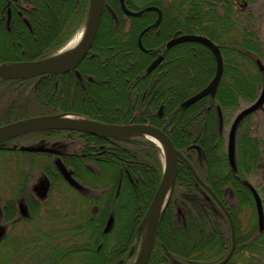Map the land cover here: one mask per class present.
I'll return each instance as SVG.
<instances>
[{
  "label": "trees",
  "instance_id": "1",
  "mask_svg": "<svg viewBox=\"0 0 264 264\" xmlns=\"http://www.w3.org/2000/svg\"><path fill=\"white\" fill-rule=\"evenodd\" d=\"M25 1L29 7L31 6L27 14L30 16H26L30 27L23 26V28L32 29L30 33L32 42L29 49L33 50L30 53L28 48L21 45L13 61L43 58L54 53L74 30L84 25L89 4V0H62L66 7L65 17L59 25L53 27L52 23L55 24L56 21L46 12L43 15L42 9L46 11L53 8L55 3L59 2L58 0ZM124 2L129 8L134 7V9L150 5L160 8L159 30L155 27L149 28L146 32L148 34H143L141 37V41L151 44L149 50L144 52L138 49L137 35L142 28L148 26L152 17L157 16V12L149 9L136 16H127L121 10L118 0H105L90 52L78 65L81 78L78 79L72 72H66L56 75L43 74L23 81L0 79V125L31 116L71 113L99 122L118 124L146 122L160 127L174 146L189 160L200 179L211 188L230 214L234 227L235 247L225 264H235L238 261L242 264H254L257 260L262 263L264 261V208L263 228L259 230L253 196L249 188H245L242 183L245 176L256 175L261 157L259 137L252 136L247 125L244 127L251 113L243 116L236 126L240 131L235 133L233 165L230 164L227 156L228 130L237 114L234 113L238 110L235 101L238 92L231 89L237 77L238 63L234 58L235 48L231 41L226 42V46H222L223 71L214 97L201 98L188 107H182L180 103L196 89L192 91L187 86L178 89L177 84L183 85L186 76L183 75L182 69V74L179 69L174 73L176 76H181L172 75L171 71L174 67L168 62L175 54L185 53L184 43L168 49V52L163 51L164 41L176 28L180 30L179 32L186 31L185 25L188 18L193 20V29L201 34L206 33L203 29L206 20L210 21L209 26L214 24L216 30L219 29L222 35L227 34L233 26L231 18L235 16L233 0H219V8L217 0H124ZM173 6L175 10H178L179 17L176 16V18L179 20L172 18ZM40 16L41 19L50 20L51 24L45 31L38 34L34 30L37 28L36 20ZM126 20L128 22H125ZM216 30L209 29L208 36L213 37L216 34L218 37L219 33ZM39 37L41 40L48 38L47 43L40 45L33 42ZM18 39L19 36L16 40ZM3 40L5 38L1 34L0 47L7 44L6 40L5 42ZM240 43L247 47L243 35H241ZM158 47L160 49L157 51L161 52L163 57L166 52L168 54L155 69L147 72L146 68ZM21 48H24V52L29 56H20ZM33 51L38 52L33 54ZM260 58L258 56L259 60ZM90 59L92 61L88 62ZM240 59L249 68L250 65L255 67L253 76H246V78L253 83L252 88L256 89V83L260 82V72L256 68L254 58L241 53ZM177 67L183 68L181 65ZM115 78L117 80L114 83ZM73 82L76 83L79 93L75 91ZM112 84H115L114 91L118 96L116 98L113 95L109 96L104 106L100 105L97 99L92 101L89 99L94 96L92 93L102 92L105 85ZM163 84H168L169 89H165ZM252 88L245 84L240 90V95L249 99ZM208 103L210 107L206 110L205 105ZM159 108H161V114ZM107 109L116 113L104 115L103 111ZM218 110L221 114V122ZM229 111H231L230 114L227 113ZM223 126H227V131ZM237 133H239L238 138H236ZM68 137L78 140L80 145L64 154L62 163L80 183L81 189L86 190L85 192L88 190L81 199L88 205L91 203L95 213L91 215V219L84 222L83 227L78 225L80 222L74 225L69 223L73 226L70 231L64 232L65 228L63 230L55 228L57 224H61L58 222H55L54 228L46 233L38 230V227L36 230L33 229L34 234L40 235L38 240H41L42 244L51 242L44 249L46 260L43 264L59 263L60 260L64 262L67 257H76L77 264H131L141 238L139 223L161 178V149L152 140L142 136L106 139L71 130L27 133L5 141L0 148V152L5 154L4 157L7 155L6 157L14 158L12 162L15 165V177L19 181L16 189L25 187L22 181L33 180L36 173L49 180L62 179L52 162L45 156L48 154L21 151L17 147L20 145L18 141L25 138L33 141L50 139L66 142ZM214 142H217L216 160L210 157V152L212 153L210 149H214L211 145ZM192 144L200 147L201 159H198L196 151L190 148ZM12 145L16 147L11 148ZM245 145L250 147L246 148ZM93 148L103 150L98 154L100 156H90ZM35 157L41 158V163L35 162ZM145 170L149 172V176L144 173ZM87 178L92 182L87 181ZM100 178L103 179L101 186L98 182H93ZM251 187L256 190L252 185ZM16 191L14 199L0 203V223L4 221L5 226L13 224L11 222L13 219H24L27 222L32 219L31 211L26 212V215L19 213L18 204L21 203L26 208L28 200L22 192L21 194L18 190ZM231 193L235 196L236 203L228 199ZM259 198L263 206L264 201L260 196ZM246 206L251 207V213L241 224L239 213ZM7 209L10 210L7 211ZM127 209H130L128 220L121 224L120 219ZM70 219L63 223L71 222ZM111 219L113 226L106 228L108 220ZM34 220L35 218L32 219ZM40 224L41 222H38V225ZM41 226L44 227L42 224ZM8 228L10 230L11 227ZM6 230L5 228V232ZM169 231L174 236L170 241L172 246L168 242ZM30 233L32 234L31 230ZM120 233L123 234L120 235ZM80 234H89V240H92L94 248H90L88 244L57 246L59 244L56 241L57 238L75 239ZM108 235L110 237H107ZM6 237L7 233L2 234L0 243ZM124 238L129 240L126 248L121 246ZM104 241L113 245L105 246ZM16 243L10 237L4 243L5 245H0V248L9 246L14 250ZM230 245L231 232L226 215L212 196L196 181L186 164L179 160L171 194L158 219L155 241L147 264H213L226 255Z\"/></svg>",
  "mask_w": 264,
  "mask_h": 264
},
{
  "label": "rangeland",
  "instance_id": "2",
  "mask_svg": "<svg viewBox=\"0 0 264 264\" xmlns=\"http://www.w3.org/2000/svg\"><path fill=\"white\" fill-rule=\"evenodd\" d=\"M40 1L43 2V0H40ZM58 1L59 2H56L55 5L53 4L54 5L53 8L46 9V11H44V8L42 9L43 15L46 12L47 14L51 15L53 17V19L56 21L55 24L52 23L53 27L54 26L56 27V25H59V22L65 17L66 7L62 3V0H58ZM217 1H218L217 7L219 8L220 2H219V0H217ZM248 2H249L247 4L248 7L244 10V9H242V7L239 8L235 4V2L233 1V3H234L233 9H235V16L233 15V17L231 18L233 26L231 27V29L229 30V32L227 34L224 33L222 35L221 32H219V35H218L219 37H217L216 34H215V37L218 38V40L220 41L222 46L223 45L226 46V44H227L226 42L231 41L234 48H236L237 44L235 46V43H236L235 37L237 38L238 35L241 33V35H243L244 41L247 44V47H246V45L242 46L240 44V48H238V49H240V51H242L243 53H245V52H247L248 54L253 53V55H256L258 52L257 50H259V53L257 55H259V57H261L259 61L264 66V0H249ZM124 4L126 5V3H124ZM150 6L158 7L155 5H150ZM126 7H127V5H126ZM145 7H147V6H145ZM129 9L136 11L139 8L134 9V7H133V8H129ZM151 9L154 10L153 8H151ZM172 9H173V14H172L173 17L172 18H176V16L179 15L178 10H175L174 6L172 7ZM146 10H148V9H146ZM248 12H249V14H248ZM166 15H167V13H166ZM28 16H30V15H28ZM33 17L35 18L36 16L34 15ZM176 19L179 20V18H176ZM155 20H156V17L155 18L152 17V19H150L151 22L148 24V26H145L144 28H142V30H144L142 35L148 34L146 32L148 31L149 28H152V27H155V28H157V30H159L161 18L159 20L160 22H158L159 24L157 23L154 26H150ZM125 22H128V21L126 20ZM174 22H175V20H174ZM50 24H51L50 20L47 21V19L46 20L41 19V16H40L36 20V26L35 27H37V28H35L36 30H34V31L38 32V34H41V31H45ZM209 24H210L209 20L208 21L206 20L203 24L204 32H206L207 35H208L207 31H209V29L213 30V31L216 30V27L214 26V24H212V26H209ZM145 28H147V29L145 30ZM81 30H82V26L79 29L74 30V32L70 36L67 37L65 42L61 45V47H59V49L64 47L68 42H70L73 38H75V36ZM157 30H156V32H157ZM174 31H180V30L176 28ZM31 37H32V35H29L27 38V39H29L27 42H30V44L32 42ZM158 37H156V39ZM47 39L48 38H45V39L43 38L41 40L39 37V38L35 39V41H33V42L39 43L40 45H44L47 43ZM15 43H17V48L15 49V51L17 52V49L20 48V46L23 43L19 39L15 40ZM141 43H142L143 48L145 49L142 51H147L150 49V47H151L150 43H147L144 41H142ZM136 45H137L138 49L141 50L137 43H136ZM154 48L155 47L153 46V49ZM247 48H248V50H247ZM254 48H257V50L254 51ZM157 49H160V47L156 48L153 55L156 54ZM32 50L33 49H29L28 52L31 53ZM89 50H88L87 54L84 56V58L88 56V54L90 52ZM234 50L236 51V49H234ZM36 52H38V51H35V52L33 51V54H35ZM167 52H166V55L168 54ZM254 52H256V53L254 54ZM194 53L195 52H193V54ZM101 55H102V53H101ZM165 56L163 57V59L165 58ZM201 59H204V57L200 58L199 60H201ZM91 61H92V59L88 60V62H91ZM163 61L164 60H162L161 62H163ZM210 61L211 62H210L209 67H208V72H207V74H205L203 76L200 74V71H201L202 67H205L204 63H203V66L199 69L200 63H197L198 62L197 59H190V57H188V53H183V54L180 53L177 55L175 54L173 56V59H170L168 61L169 65L171 64L174 67V68H172L171 73H173L172 75H174V73H176L178 71L177 69H179L180 71L182 69L184 72L183 75L186 76V77H184L185 83L183 85L178 83L176 87H178V89H182V87L187 86L189 88V90L194 91L195 88L200 85V83H202V86L206 85V83L208 82V80L212 76V65H213L212 58L210 59ZM168 62L165 64L167 65ZM241 62L244 64H242ZM241 62H239L238 65H236L237 72L239 70V78H238V76L235 77L236 84L234 82L233 86L231 88L232 90H235L238 92L237 98L235 99L236 104L238 106L237 112L240 109L245 108L247 105H249L250 103H252L256 100V96L258 95V93L260 91V87H261V77L264 76V71H260V82L256 83V89H255V87L252 88L253 83L248 78H246V76H248V77L253 76L255 67H251V65H250V68H251L250 69L245 64L244 61L241 60ZM95 65H96V62H95ZM177 65L178 66L181 65V67H183V68H178ZM148 66H149V64H148ZM242 66H243V69H242ZM152 70H150V71H152ZM180 74H182V71ZM174 76L178 77L181 75H178V76L174 75ZM116 80L117 79L115 78L114 83L116 82ZM245 84H247V86H251V88H252V90L249 94V99L240 95L241 89L239 88V86H241V85L244 86ZM163 86L165 89L168 88V84H166V85L163 84ZM114 87H115V84H112L111 86L105 85V88L103 90L105 92L102 91L99 93L98 92L94 93V94L92 93V95H94V96H91L89 99L91 101L93 99H97L98 103L100 105L104 106V103H105L106 99L109 98V96L113 95L114 98H116L118 96L117 93H115V91H114ZM189 96H187L186 98H188ZM185 99H183V100H185ZM108 103H110V102H108ZM112 112H114V114L116 113V111H112ZM112 112H110L109 109H107V110L103 111V114L104 115H109V114L111 115V114H113ZM237 112H235L234 114H236ZM227 113L230 114L231 111H229ZM74 116H77V115L75 114ZM246 125H247V127H249L252 136H257L260 139L261 157H260V161L258 164L259 166H257L258 170H257V172H255L256 175H254V177L245 176L242 183L244 184L245 188L246 187L249 188V185L247 183L252 185L256 189L258 196H260L262 198V200L264 201V102L252 113L249 121L244 125V127ZM223 128H224V130L227 131V126H225V127L223 126ZM239 131H240L239 128L236 127L235 132H239ZM238 135H239V133L236 134V138L239 137ZM68 140H69V138H68ZM39 141H33L30 139L22 138L18 142H19V144L22 145V144H37V143H39ZM46 142L47 143L50 142V139L46 140ZM216 143L217 142H214V144L212 143L211 146L214 149L213 150L210 149L212 151V153L210 152V157L213 160L214 159L216 160V155H215ZM71 144H70L71 149L77 148L80 145L78 140H75ZM247 146L250 147L249 145H245L244 147L247 148ZM257 151H258V149H257ZM99 152H100V150H94V148H93L90 156H97L99 154ZM4 155L5 154L0 152V203L6 202L10 199H14L16 197L15 196V194L17 192L16 190H18L19 193L22 192L24 195L27 194L29 191H31L35 195L37 192L38 197L36 198V200L37 199L44 200V202H46L47 200L49 202H51L53 200V202H55V203L58 202V203L56 204L55 208L46 207L44 209V214L40 213V215L38 217L36 216V217L32 218V219L35 218L34 221H32V219H29L28 222H27V220H24V219H18V220L13 219L11 221L13 224H10V222H9L10 226H5V222L1 221L0 231L3 234L7 233V237H6V239H4V241L2 243H0V245H5L4 243L7 242L10 237H11V239L16 241L17 243H16V247L14 248V250L11 249L12 247H9V246L0 248V264H6L8 262H9V264H43V261L46 260L45 259L46 256L44 255V253H46V250H44V249H45V247H48L51 242L47 241V242H44V244H42L41 240H38L40 235L34 234L35 232L33 229L36 230V227H38L39 228L38 230H42L46 233V232L51 231L54 228L53 225L55 224V222L61 223V224H57V226L55 228H57L59 230L60 229L63 230V228H65L64 232L70 231V228L73 227L71 224L74 225V224H77L78 222H80L78 225H80V227H83L84 222L87 219H91V217H92L91 215H93L92 204L90 203L88 205V204H86V202L84 200L81 199L82 195H84V194L86 195L88 190H87V192H85L86 190L83 191V189H81V192H79V193H73V192H69V191L67 192L66 190H62V192H60L62 199H60L56 195V192L54 190V189H56V191H57L56 187H57L58 183H56L53 185V189L49 190L48 196L46 198L45 195L47 194L48 190H46V193H44V191L42 192V190L44 188L47 189V183L45 181L44 176H42L41 174H37V173L35 175L36 177L33 180L29 179V180L24 181V182L22 181V183H24L26 185L25 187H23V188L20 187L21 189H19V188L16 189L18 184H19V181L15 177V172H14L15 171V168H14L15 165H13V162H12L14 160V158H11V156L6 157L7 155L4 157ZM13 156H15V155H13ZM98 156H100V155H98ZM34 160L37 163H41L42 159L35 157ZM144 173L147 174V176H149L148 171L145 170ZM87 179H88L87 181L92 182L91 179H89V178H87ZM102 181H103V179L100 178L99 180H94L93 182H98V184L101 186ZM240 185H242V184H240ZM242 188L245 191L243 186H242ZM110 190L112 191V189H110ZM38 194H42V196L41 195L39 196ZM245 196H247V194ZM28 197L31 199L32 196H30V194L28 193L27 199H28ZM25 198H26V196H25ZM228 199L231 202L236 201L233 193L230 194ZM48 208H52V209L58 211V213L57 214L55 213L53 215L54 212L46 211ZM263 208H264V205H263ZM18 209H19V211H23L25 213V207H23V205L21 203L18 204ZM8 210H10V209H7V211ZM129 211H130V209H127L126 212L122 215V217L120 219L121 224L125 223L128 220ZM249 213H251V207H247V206L244 208V210H242V212L239 213V220H240L241 224H243L246 221V217H247V215H249ZM0 214H1V205H0ZM68 219H70V221L71 220L72 221L68 222V223H63L65 220H68ZM38 222H41V224L44 225V227H42L41 224L38 225ZM69 223H71V224H69ZM107 223L108 224H106V228H108V227L111 228L113 226V220L112 219L108 220ZM8 227H11L10 230H8L9 229ZM5 228L8 231L6 230V232H5ZM30 230H31L32 234L30 233ZM122 234L123 233H120V235H122ZM168 234H169L168 236L170 238V240L168 242H169V244H171L170 241L174 236H173V233L171 231H169ZM33 237H34V239H33ZM65 237H67V236H65ZM107 237H110V236L108 235ZM63 240H65V241H63ZM56 241L59 242V244H57V246H60V247H67V246H71V245H75V244L76 245L88 244L90 248L91 247L94 248V246H95L93 244L92 240L91 241L89 240V234L88 235H86V234L77 235V237H75V239L68 238V237L65 239L64 237H59L56 239ZM104 242L106 244L105 246L113 245L112 243L108 244L107 243L108 241H104ZM128 242H129L128 238H124V242L121 244V246L126 248ZM171 246H172V244H171ZM263 256H264V254H263ZM12 258H13V261H11ZM80 259L82 260L83 257L81 256ZM60 261H59V263L55 262V263H51V264H77L78 263L76 257H67L64 262L61 261L62 263ZM235 264H242V262L238 261ZM254 264H264V261H262V263H260L257 260V262L254 261Z\"/></svg>",
  "mask_w": 264,
  "mask_h": 264
},
{
  "label": "water",
  "instance_id": "3",
  "mask_svg": "<svg viewBox=\"0 0 264 264\" xmlns=\"http://www.w3.org/2000/svg\"><path fill=\"white\" fill-rule=\"evenodd\" d=\"M105 0H89L88 11L85 23L82 28V37L75 47V49L70 54H62L59 49L55 53L36 60L29 61H19V62H4L0 63V79H14V80H26L31 77H35L43 74H60L72 69H75L78 63L84 58L87 54L90 46L95 37L97 27L102 15V11L104 8ZM120 7L124 14L128 16H136L141 14L145 9H155L157 11V18L151 24V26L156 25L160 18L161 13L157 7L148 6L141 10H130L124 4V0H119ZM147 29V28H145ZM144 32L142 30L137 38V44L141 50H145L141 43V35ZM187 40L197 41L210 49L213 53L216 60V68L215 73L209 83L196 92L195 94L189 96L184 101L181 102V106L185 107L196 100L204 97L205 95L214 96L216 92L217 84L220 80L222 74V57L220 50L216 44H214L210 39L202 35H194V34H181L171 38L166 43V47H170L171 45L184 42ZM160 56L155 58L151 64L148 66L147 71H150L152 68L156 66V64L160 60ZM78 75V72L76 71ZM264 102V78L262 82L261 93L258 96L257 100L251 104L250 106L244 108L241 112L237 114L235 117L228 134L227 140V156L231 165L234 164L233 152H234V131L236 129L237 124L243 118V116L253 112ZM45 130H71L78 131L86 134H90L92 136H96L99 138H111V139H124L133 136H142L152 140L156 145H158L162 151L163 155V167L161 178L154 190V193L148 203L146 211L139 223V228L141 229V238L138 246V250L136 256L131 264H147L149 259L154 241L156 236V229L158 224V219L161 211L166 205L169 196L171 194L175 178L177 172L178 160L183 161L193 177L196 181L204 187V189L213 197V199L217 202L220 208L226 214L230 230H231V247L227 254L218 262L213 264H224L231 253L234 250V229L232 219L225 209L221 201L214 194L211 188L206 185L197 175L191 163L182 155V153L174 146L168 135L159 127L154 126L150 123H126V124H113L106 122H98L90 119H86L83 117H78L65 113L58 114H47V115H38L26 117L23 119L14 120L11 122H7L5 124L0 125V147L2 143L6 140L37 131H45ZM199 151V147L197 145H191ZM20 150L23 151H33V152H48V153H59V149L53 147H47L44 144L38 145H21L19 146ZM54 164L60 173V175L73 186H78V182L72 177L70 172L65 168L60 159H56ZM249 189L252 192L257 218L258 225L260 229L263 227V211L260 199L255 192V190L249 185ZM3 233L0 231V236Z\"/></svg>",
  "mask_w": 264,
  "mask_h": 264
},
{
  "label": "flooded vegetation",
  "instance_id": "4",
  "mask_svg": "<svg viewBox=\"0 0 264 264\" xmlns=\"http://www.w3.org/2000/svg\"><path fill=\"white\" fill-rule=\"evenodd\" d=\"M249 0H234V2H235V4L240 8V7H242V9H246L248 6H247V4L249 3L248 2ZM159 8V7H158ZM142 9V8H141ZM160 9V8H159ZM31 10V6L29 7V5L26 3V1L25 0H0V35L1 34H3V36H4V38H5V40H6V45H3V46H1L0 47V63H4V62H13V59H15L16 58V51H15V49L17 48V43H15V40H16V37L17 36H19V35H22V34H24L25 36H29L30 35V33H32V29L31 30H29V29H26V28H29L30 27V24H29V22H28V19L26 18V14H28V12ZM149 10V9H148ZM248 14H249V12H248ZM157 18V17H156ZM161 21V20H160ZM159 21V22H160ZM159 24V23H158ZM23 26L24 27H26V28H23ZM151 26V25H150ZM186 31L185 32H179V31H174L173 33H172V35H170V37L166 40V41H164V43H163V50H168V49H173L175 46H177V45H180V44H182V43H184V47H185V53H188V57H190V59H197V63H200V65H199V69L203 66V63L205 64V62H204V59H201V60H199L200 58H203V56H208L209 57V61H208V65H207V62H206V64H205V67H202V69H201V71H200V74L201 75H205V74H207V72H208V67H209V64H210V59L212 58V63H213V65H212V76H211V78L210 79H212V77H213V75H214V73H215V68H216V60H215V57H214V55H213V53L210 51V49H208V47H206L205 45H203V44H201V43H199V42H197V41H193V40H187V41H184V42H180V43H177V44H174V45H171L170 47H166V43H167V41H169L171 38H173V37H175V36H178V35H181V34H196V35H204V36H206L207 38H209L210 40H212L217 46H218V48L220 49V52H221V54H222V45H221V43H220V41L218 40V38L217 37H215V35L213 36V37H210V36H208V35H206V34H201V33H199V32H197V31H195L194 29H193V20L192 19H186ZM189 26V27H188ZM146 30V29H145ZM142 31V30H141ZM140 31V32H141ZM139 32V33H140ZM216 32H220L219 31V29L218 30H216ZM139 33H138V35H139ZM138 35H137V38H138ZM28 36H27V38H28ZM141 37H142V35H141ZM219 37V36H218ZM5 40H3L4 42H5ZM142 42V41H141ZM235 46H236V44H237V46H236V51H235V54H234V58H235V60L237 61V63H239V62H241V59H240V57H241V53H242V55H248V56H251L252 58H254V62H255V65H256V67H257V69L259 70V72L260 71H264V66H263V64L259 61V59H258V56L259 55H257L259 52H257V54L256 55H253V53H251V54H248L247 52H245V53H243L242 51H240V49H238V48H240V42H241V33L238 35V37L236 38L235 37ZM200 46V47H199ZM201 48H203V49H201ZM29 49V48H28ZM256 50V48H254V51ZM25 50H24V48H21V52L23 53ZM144 52H146V51H144ZM193 52H195L194 54H193ZM256 52H254V54H255ZM194 55V56H193ZM211 57H210V56ZM3 56H5V57H3ZM158 56H160L161 58H160V60H159V62L156 64V66L163 60V54L161 53V52H158V51H156V54L154 55V57L152 58V60L150 61V63H149V65L151 64V62L155 59V58H157ZM2 58H4V59H2ZM35 59H40L39 57H37V58H32V59H25V60H22V61H27V60H35ZM222 59H223V56H222ZM83 60V59H82ZM81 60V61H82ZM14 61H16V60H14ZM80 61V62H81ZM79 65V64H78ZM155 66V67H156ZM191 66V65H190ZM198 66V65H197ZM155 67L154 68H152V69H155ZM147 68H148V66H147ZM147 68H146V71H147ZM151 69V70H152ZM76 71L78 72V75L76 74ZM67 72H72L78 79H80L81 78V73H80V71H79V69H78V66L75 68V69H72V70H70V71H67ZM147 72H150V71H147ZM64 73H66V72H64ZM60 74H63V73H60ZM237 76H238V78H239V70H238V72H237ZM262 78H263V76L261 77V82H262ZM210 79L208 80V82L210 81ZM207 82V83H208ZM206 83V84H207ZM219 83V82H218ZM235 84H236V80H235ZM206 85H204V86H202V85H200V86H198V87H196L195 89H196V91L194 92V93H196V92H198L199 90H201L202 88H204ZM218 86V85H217ZM241 86H243V85H241ZM241 86H239V88L241 89L242 87ZM216 90H217V87H216ZM193 93V94H194ZM259 93H260V91H259ZM259 93H258V95L256 96V99H257V97L259 96ZM192 95V94H191ZM215 95V94H214ZM207 96H209V97H211L209 94L208 95H205L204 97H207ZM204 97H202V98H204ZM214 97V96H213ZM212 97V98H213ZM201 99V98H200ZM200 99H198V100H196V101H199ZM184 101V100H183ZM195 101V102H196ZM252 101V100H251ZM195 102H193V103H195ZM192 103V104H193ZM251 104H253V102L252 103H250L249 105H251ZM191 105V104H190ZM190 105H188V106H190ZM249 105H247V106H249ZM180 106H181V103H180ZM188 106H185V107H188ZM206 106V110H208L209 109V107H210V104L208 103V104H206L205 105ZM246 106V107H247ZM240 110H242V109H240ZM239 110V111H240ZM238 111V112H239ZM237 112V113H238ZM159 113L161 114V108H159ZM75 115V114H74ZM251 115L252 114H250V117H251ZM218 116H219V119H220V115H219V110H218ZM69 138V137H68ZM76 139H73V138H69V140L67 141V142H65L64 140L63 141H61V140H50V142H46V140H40L39 141V143H42V144H44L45 146H47V147H49V146H52L53 148H56V149H59V153H57V154H55V153H46V152H43V153H46V154H48V155H45L46 157H47V159H49L50 160V162H52V165L56 168V166H55V164H54V161L58 158V159H60V161L62 162V156L64 155V154H66V153H68L69 151H70V149H71V143H73L74 141H75ZM73 141V142H72ZM71 144V145H70ZM192 145H196V144H192ZM14 146H16V145H12L11 146V148H13ZM191 146V145H190ZM198 146V145H197ZM199 147V146H198ZM78 148V147H77ZM191 149H194L195 151H196V153H197V156H198V159H201L202 158V151H201V149H200V147H199V151L197 150V149H195V148H193V147H190ZM94 150H96L95 148H94ZM101 151H103L102 149H100V152ZM100 152H99V154H100ZM98 154V153H97ZM186 158V157H185ZM187 159V158H186ZM188 160V159H187ZM189 161V160H188ZM56 170H57V168H56ZM72 175V174H71ZM45 181H46V183H47V189H43L42 190V192L44 191V193H46V190H48L47 191V194L45 195L44 193V195L46 196V198H47V196H48V192H49V190H52L53 189V185L54 184H56V183H58V185H57V191H56V189H54L55 190V192H56V195L60 198V199H62V197H61V194H60V192H62V190H66L67 192L69 191V192H73V193H79V192H81V188L80 187H78V186H73V185H70L66 180H64L63 178L62 179H60V180H49V179H45ZM60 184V185H59ZM46 187V186H45ZM29 191V190H28ZM41 192V193H42ZM29 194H30V196H32L31 197V199L29 198V199H27L28 200V202H27V206H26V208H25V213L23 212V211H19V213L21 214V215H26V212H28V211H31L32 213V218L33 217H38L39 215H40V213L41 214H44V209L46 208V207H52V208H55V206H56V204L58 203H55V202H53V200L51 201V202H49L48 200L46 201V202H44V200H39V199H37L36 200V198L38 197L37 196V192H36V195L34 194V193H32L31 191H29L28 192ZM215 194V193H214ZM39 196L41 195L42 196V194H38ZM216 195V194H215ZM25 196H26V198H27V194H25ZM219 199V198H218ZM215 201V200H214ZM216 202V201H215ZM216 204H217V202H216ZM218 205V204H217ZM219 206V205H218ZM52 208H48L46 211H52V212H54L53 213V215L56 213H58V211H56V210H54V209H52ZM30 209V210H29ZM92 213L94 214L95 213V211L94 210H92ZM28 214V213H27ZM16 217H17V215H16Z\"/></svg>",
  "mask_w": 264,
  "mask_h": 264
},
{
  "label": "bare ground",
  "instance_id": "5",
  "mask_svg": "<svg viewBox=\"0 0 264 264\" xmlns=\"http://www.w3.org/2000/svg\"><path fill=\"white\" fill-rule=\"evenodd\" d=\"M82 37V30L75 36V38H73L70 42H68L64 47H62V50L60 51V53L62 54H70L74 49L75 47L77 46V44L79 43L80 39ZM19 40L23 43L22 45L26 48H30V42H27L29 39H27V36H25L24 34L22 35H19ZM20 56H24V57H27L29 56L28 53L24 52L22 54H19ZM5 57V56H3ZM204 57V62L206 64L207 62V65H208V61H209V57L207 56H203ZM4 59V58H2ZM18 62V61H17ZM80 63V62H79ZM78 63V64H79ZM78 66V65H77ZM32 78V77H31ZM30 79V78H28ZM73 87L75 89L76 92L79 93V90L76 88V83L73 82ZM86 94V93H85ZM133 123H139V122H133ZM78 156H80L78 154Z\"/></svg>",
  "mask_w": 264,
  "mask_h": 264
}]
</instances>
